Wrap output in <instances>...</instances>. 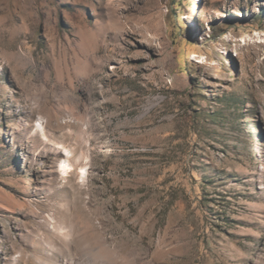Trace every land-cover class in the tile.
<instances>
[{
    "label": "rangeland",
    "instance_id": "obj_1",
    "mask_svg": "<svg viewBox=\"0 0 264 264\" xmlns=\"http://www.w3.org/2000/svg\"><path fill=\"white\" fill-rule=\"evenodd\" d=\"M0 264H264V0H0Z\"/></svg>",
    "mask_w": 264,
    "mask_h": 264
},
{
    "label": "bare ground",
    "instance_id": "obj_2",
    "mask_svg": "<svg viewBox=\"0 0 264 264\" xmlns=\"http://www.w3.org/2000/svg\"><path fill=\"white\" fill-rule=\"evenodd\" d=\"M58 148H59L58 152L62 153V156L64 158L63 160L59 161V165H58L59 168L58 169L61 171L68 172L73 168L74 163L79 161V158L75 159L71 150L65 146H58ZM79 168H80V170H85V168L83 166H80Z\"/></svg>",
    "mask_w": 264,
    "mask_h": 264
}]
</instances>
